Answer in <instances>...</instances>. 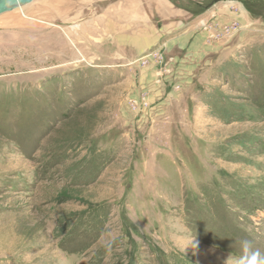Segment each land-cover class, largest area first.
<instances>
[{
    "label": "rangeland",
    "instance_id": "obj_1",
    "mask_svg": "<svg viewBox=\"0 0 264 264\" xmlns=\"http://www.w3.org/2000/svg\"><path fill=\"white\" fill-rule=\"evenodd\" d=\"M125 1L0 16V264H225L242 239L264 252V0H166L138 57L146 45L123 43L138 28L100 22ZM190 28L210 51L158 75L154 54Z\"/></svg>",
    "mask_w": 264,
    "mask_h": 264
},
{
    "label": "crops",
    "instance_id": "obj_2",
    "mask_svg": "<svg viewBox=\"0 0 264 264\" xmlns=\"http://www.w3.org/2000/svg\"><path fill=\"white\" fill-rule=\"evenodd\" d=\"M155 3L148 2L146 0H127L123 3L113 4L111 5L107 12L104 11L101 15L100 22L101 25L104 27L107 26V29L110 28H118V26H121V23L123 22L126 28H138L136 31L135 37L129 38V40H123V43H135V44H144V48L139 50V53L136 54L137 57L140 56L141 52L147 51L151 48H149V44L154 43L156 44V41H160L163 33L159 34L160 32H153L151 28H149V22L151 21L152 14H155L154 21L158 20L159 18H171L173 16V12L168 8V4L166 0H154ZM152 5H158V10L153 8ZM159 11L161 14L157 13ZM166 11V12H165ZM167 13V14H165ZM169 13V14H168ZM232 18V16H229ZM152 20V21H153ZM177 24V23H174ZM182 24V22H181ZM180 25V24H179ZM179 25H172L173 29L181 28ZM153 28H156L153 25ZM173 32H176L175 30ZM197 31L190 29H183L180 31L179 34H176L172 39L164 42L163 45L166 44L165 49L170 50L171 52H177L176 54H172L173 57H170L169 59H172V63L169 64V68L176 74V76H183L186 75V73L192 72V70L195 68V61L197 59V55L194 56H186L182 52L189 50L191 53H196L199 48L202 46L203 49H205L206 52L210 51V49L205 45L203 35L200 33H196ZM122 36V35H120ZM140 38V39H137ZM152 38V42H150L149 39ZM117 42H120L119 39H117ZM150 42V43H149ZM121 43V42H120ZM204 43V44H203ZM188 52V51H187ZM190 53V54H191ZM163 58V57H162ZM194 61V62H192ZM167 62V59L165 60V63ZM154 70V66L157 67L155 64H152ZM161 68V67H160ZM155 70H157L155 68ZM157 72V71H156Z\"/></svg>",
    "mask_w": 264,
    "mask_h": 264
},
{
    "label": "clouds",
    "instance_id": "obj_3",
    "mask_svg": "<svg viewBox=\"0 0 264 264\" xmlns=\"http://www.w3.org/2000/svg\"><path fill=\"white\" fill-rule=\"evenodd\" d=\"M240 248L241 254L233 256L229 253L225 264H264V252L255 246L253 240L242 239Z\"/></svg>",
    "mask_w": 264,
    "mask_h": 264
},
{
    "label": "built area",
    "instance_id": "obj_4",
    "mask_svg": "<svg viewBox=\"0 0 264 264\" xmlns=\"http://www.w3.org/2000/svg\"><path fill=\"white\" fill-rule=\"evenodd\" d=\"M150 59H151V56H146V57L140 58L137 63H140L142 65H146ZM153 59L157 65H159V66L163 65L164 66V67L161 66L158 75H162V73L168 74L171 72V69L168 66L170 63H172V59H167V62L164 63V59L162 58L161 55H158V53L154 54ZM157 82H158V80H157ZM128 103L133 108L134 111L144 110L148 107V102L146 101V98H144V97H140L138 99H129Z\"/></svg>",
    "mask_w": 264,
    "mask_h": 264
},
{
    "label": "water",
    "instance_id": "obj_5",
    "mask_svg": "<svg viewBox=\"0 0 264 264\" xmlns=\"http://www.w3.org/2000/svg\"><path fill=\"white\" fill-rule=\"evenodd\" d=\"M34 0H0V16L21 8Z\"/></svg>",
    "mask_w": 264,
    "mask_h": 264
},
{
    "label": "bare ground",
    "instance_id": "obj_6",
    "mask_svg": "<svg viewBox=\"0 0 264 264\" xmlns=\"http://www.w3.org/2000/svg\"><path fill=\"white\" fill-rule=\"evenodd\" d=\"M164 1V0H163ZM166 12V11H165ZM193 17V16H192ZM32 18V17H31ZM126 33V32H125Z\"/></svg>",
    "mask_w": 264,
    "mask_h": 264
}]
</instances>
